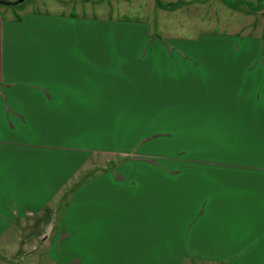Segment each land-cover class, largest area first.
Returning <instances> with one entry per match:
<instances>
[{"label":"crops","instance_id":"crops-1","mask_svg":"<svg viewBox=\"0 0 264 264\" xmlns=\"http://www.w3.org/2000/svg\"><path fill=\"white\" fill-rule=\"evenodd\" d=\"M4 1L0 3V230L7 220L21 223L45 208L51 218L46 237L51 238L52 255L58 253L56 264H264V164L257 160L264 159V129L258 128L264 126V15H260L264 0L251 10V21L246 17L231 28L237 35H252L243 51L235 40L237 54L229 56L233 68L214 71L196 69L197 60L190 55L105 52L112 41L102 37L100 29L92 30V41L85 40V27L74 14L20 5L18 14L12 3L18 0ZM161 1L170 5L177 0ZM198 1L186 3L199 8ZM103 23L108 29H128ZM247 26L251 33L245 31ZM202 28L212 26L204 23L194 37ZM229 38L233 35L207 34L194 40L211 47ZM120 41L124 40L115 42ZM84 46L98 52H84ZM186 46L178 47L183 51ZM204 57L210 59V50ZM121 77L132 83L121 86ZM139 78L145 79L143 86L134 82ZM118 79V88L131 87L127 95L141 88L140 102L130 110L147 118L165 104L172 111V125L178 124L180 100H186L188 107L200 106L206 95L220 94L221 88L224 103L206 111L204 123L253 124L257 128L250 138L237 135L251 148L237 149L234 165L182 168L154 162L72 182L95 154H120L113 146L94 145L93 138L101 133L110 138L116 134L109 130L116 120L137 117L117 115L118 109L109 104L117 94L109 89H117ZM101 125L107 129L101 131ZM55 199L59 202L55 212L46 211ZM66 247L70 257L62 259Z\"/></svg>","mask_w":264,"mask_h":264},{"label":"rangeland","instance_id":"rangeland-1","mask_svg":"<svg viewBox=\"0 0 264 264\" xmlns=\"http://www.w3.org/2000/svg\"><path fill=\"white\" fill-rule=\"evenodd\" d=\"M188 1L177 0L167 5L161 0H23L18 4H13L17 5V7L14 6V10L18 14H21L19 5L23 8L33 7L41 11L47 7L53 12L74 14L78 17L77 23L85 27V40L92 41L95 35L93 32L100 29L101 36L112 41L105 52H113L112 54L118 55L172 56L180 54L184 57L190 55V59L197 60L194 62L196 69L212 71L232 69L229 56L237 54L235 53L237 45H233L235 40L239 45L242 44L241 50L243 51L246 48L243 44L250 41L252 35L249 34L251 36L246 38L241 36L243 34L233 33L235 31H231V28L233 24L239 23L246 17L251 21L253 17L251 10L253 11L257 7L258 0H199V8L192 3H186ZM184 5L185 7H182ZM241 8H245L244 12L239 11ZM197 11L200 13H194ZM260 15H264V13ZM98 19L101 22L93 25L92 23ZM103 21L111 23L112 26L117 25L118 28L126 27L129 30L108 29ZM204 23L211 25L212 29L202 28L201 35L194 37L199 28L204 26ZM227 25L229 26L225 27ZM222 26L225 28L221 29ZM92 30L95 31L92 32ZM245 31L251 33V26H247ZM207 34L233 35V38L216 41L211 47L203 41L194 40ZM236 36L239 40L236 39ZM118 39L124 41L115 42ZM190 42H198V44H188ZM180 43L187 45L183 51L178 47ZM97 50V48L92 50L86 46L83 49L84 52L89 53H96ZM144 50L146 53H142ZM209 50L210 59H205V51ZM78 52H81L80 47H78ZM194 63L191 62V65L188 66H192ZM181 65L184 69H189L184 63ZM131 74H126V76ZM121 78V86H124L125 83H132L128 77ZM120 79L116 81L117 89L113 88L114 91L109 89L110 93H117L116 99L110 100L109 104H114V109H118L115 110L117 115L123 113L125 117L130 114L135 116L139 111L130 109L134 104L140 102L142 94H139L138 91L141 88L134 91L133 94L127 95L131 87L129 89L118 88ZM134 82L143 86L145 79H135ZM219 92L220 94L206 95L200 106L196 103V105L188 107L186 100H180L178 124L176 125L170 124L172 111L166 108L165 104L148 115L147 118L137 115L130 120H122L121 123L116 120L114 125L109 127V130L116 131V134L114 133L109 138L108 134L101 133L93 138V144L103 147L113 146V148H118L120 154L102 152L95 154L85 163L83 173L75 175L71 181L74 183L87 181L104 172H108V176L115 175L113 169L117 167L144 166L154 162V164H163L164 166L171 164L182 168L234 165V162L238 161L234 157L235 151L237 149L246 150L250 147L246 141L242 145L238 141L237 135L245 134L246 139L250 138V132L257 127L253 124H205L204 113L215 108L216 105L224 103L221 98L223 92L221 88ZM120 104H124L125 107L119 109ZM248 121L252 120L248 119ZM214 122H220V120L215 119ZM258 128L264 129V126L260 125ZM106 129L101 125V131ZM218 137H220V142L216 141ZM256 141L258 145L261 144V140ZM166 156L177 159L170 160ZM165 157L166 159L163 160ZM141 159L143 162H140ZM257 160L264 164V159ZM66 198L67 196L64 195L63 201H66ZM58 203L57 199L53 200L46 211L54 209L55 212ZM42 210L36 217H30L29 220H23L21 223L14 219L4 223L0 230V262L56 264L54 259L58 253L55 251L52 255L51 251L54 248L51 250V238L46 237L49 234L47 219H51L50 213H46L45 208ZM67 250L68 247L63 252L60 251V258L68 259L70 257Z\"/></svg>","mask_w":264,"mask_h":264},{"label":"water","instance_id":"water-1","mask_svg":"<svg viewBox=\"0 0 264 264\" xmlns=\"http://www.w3.org/2000/svg\"><path fill=\"white\" fill-rule=\"evenodd\" d=\"M23 0H20V1H17V2H14V4L18 3V2H21ZM0 3H7V1H4V0H0Z\"/></svg>","mask_w":264,"mask_h":264},{"label":"trees","instance_id":"trees-1","mask_svg":"<svg viewBox=\"0 0 264 264\" xmlns=\"http://www.w3.org/2000/svg\"><path fill=\"white\" fill-rule=\"evenodd\" d=\"M14 2H15V1H14ZM14 2H12V3H14ZM216 141L220 142V137H218V139H217Z\"/></svg>","mask_w":264,"mask_h":264},{"label":"flooded vegetation","instance_id":"flooded-vegetation-1","mask_svg":"<svg viewBox=\"0 0 264 264\" xmlns=\"http://www.w3.org/2000/svg\"><path fill=\"white\" fill-rule=\"evenodd\" d=\"M12 4V3H11Z\"/></svg>","mask_w":264,"mask_h":264}]
</instances>
